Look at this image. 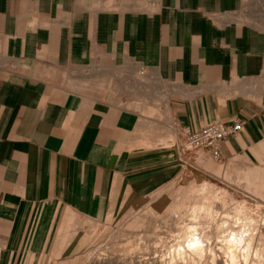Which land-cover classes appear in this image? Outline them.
Here are the masks:
<instances>
[{
	"label": "crops",
	"instance_id": "0c3cea01",
	"mask_svg": "<svg viewBox=\"0 0 264 264\" xmlns=\"http://www.w3.org/2000/svg\"><path fill=\"white\" fill-rule=\"evenodd\" d=\"M243 0H0V264L78 254L161 197L188 130L264 143V35Z\"/></svg>",
	"mask_w": 264,
	"mask_h": 264
},
{
	"label": "rangeland",
	"instance_id": "374dc122",
	"mask_svg": "<svg viewBox=\"0 0 264 264\" xmlns=\"http://www.w3.org/2000/svg\"><path fill=\"white\" fill-rule=\"evenodd\" d=\"M239 16L264 35V0H243ZM180 149L190 153L189 159L161 197L106 222L85 223L88 235L81 252L65 258L49 256L41 264H264V143L253 158L246 154H222L216 158L208 148ZM195 203L209 204L222 215L230 214L226 220L232 224L238 218L248 224L246 218L253 215L252 211L257 212V217L253 216L257 218L258 233L262 234L255 244L259 252H252L249 260L241 255L231 260L222 250L224 235L218 231L219 234L213 233L215 256L174 258L178 239L174 243L173 236L187 223L204 219L200 213L198 216L192 212ZM242 207L244 213L236 216ZM208 225L215 232L216 226L209 221L205 223L207 228Z\"/></svg>",
	"mask_w": 264,
	"mask_h": 264
},
{
	"label": "bare ground",
	"instance_id": "6f19581e",
	"mask_svg": "<svg viewBox=\"0 0 264 264\" xmlns=\"http://www.w3.org/2000/svg\"><path fill=\"white\" fill-rule=\"evenodd\" d=\"M192 210H193L192 212H194L195 214L198 213V216H199V213L201 217L203 215L204 219L203 221H200V222H197L196 220V223H195V220L192 219L194 222L187 223L183 227L181 232L173 236L175 237L173 239L174 243L178 239V241H176V243L174 244L175 246L173 250L174 258H176L175 256H179L180 258L181 257L185 258L188 255V257L190 256V257H193L194 259L196 258L202 259L204 257H207V255L215 256L216 254L213 251L215 249L212 248V245L214 243L213 240L215 238V235L213 233L219 234L218 231L220 232L222 231L220 234L222 235L223 233L224 235V236H221L222 239L220 238L223 244L222 250H224L223 252L226 255H228V257H230L231 260L238 259L237 256H240V255L243 256L244 259L249 260L248 258H250V255L252 252L254 253L255 251L259 252V250L255 249L257 236L260 234L258 233L259 227L256 226L257 225V218H256L257 212L253 213L252 211V214L256 217L251 215L246 218L247 220L250 221V223L248 224L239 222V220H241L240 218H238V221H236L237 224L236 222L235 224H232V223H229L230 220L229 221L226 220L230 214L225 213L224 215H222V213L215 211L214 208L209 204L208 205L206 204L198 205L197 203H195ZM242 213H244L243 207L240 210H237L236 216H241ZM245 217H241V218L245 219ZM208 221L210 224H213L216 226L217 228L216 230L218 233L216 232V230L215 232H213L212 228L210 227L211 225H208V228L207 226H205V223ZM245 224L248 226H246ZM261 237L258 239H261ZM172 247H173V244H172ZM261 253L262 252H260V254Z\"/></svg>",
	"mask_w": 264,
	"mask_h": 264
},
{
	"label": "built area",
	"instance_id": "2783aa9c",
	"mask_svg": "<svg viewBox=\"0 0 264 264\" xmlns=\"http://www.w3.org/2000/svg\"><path fill=\"white\" fill-rule=\"evenodd\" d=\"M242 130V122L238 120L224 121L216 118L202 126L199 130H188L186 140L181 144V148L185 151L189 148H208L210 153L216 157H222L223 141L230 136L236 135Z\"/></svg>",
	"mask_w": 264,
	"mask_h": 264
}]
</instances>
